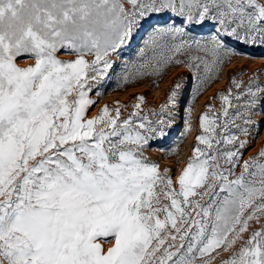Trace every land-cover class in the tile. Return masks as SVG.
I'll return each instance as SVG.
<instances>
[{"label":"snow or ice","instance_id":"6c2138e0","mask_svg":"<svg viewBox=\"0 0 264 264\" xmlns=\"http://www.w3.org/2000/svg\"><path fill=\"white\" fill-rule=\"evenodd\" d=\"M137 37L122 82L183 65L195 100L264 48V0H0V264H264V148L244 158L261 71L229 76L174 180L146 152L176 123L181 81L155 119L142 95L126 117L119 102L88 115Z\"/></svg>","mask_w":264,"mask_h":264},{"label":"rangeland","instance_id":"374dc122","mask_svg":"<svg viewBox=\"0 0 264 264\" xmlns=\"http://www.w3.org/2000/svg\"><path fill=\"white\" fill-rule=\"evenodd\" d=\"M142 43L141 37H137L122 57L116 60V67L112 70L110 77L102 82L99 87L101 95L97 96L95 90L90 94L91 98L95 99L97 103L89 110L88 115L89 117L97 115L105 105L114 108L119 102L120 105H128L127 109H121L123 116L126 117L129 112L133 111L132 105L136 103L135 97L142 95L145 97V103L142 105L144 111L150 118L155 119L151 116V110L159 111L160 106L167 100L169 90L178 80L181 81V105L176 123L167 138L163 141L151 142L146 152V155L159 163L162 169L165 167L170 168L172 170L171 175L175 180L182 173L189 157L192 155L195 138L200 133L198 117L209 104L217 110L220 109L219 93L225 91L228 87L229 76L243 71L242 79L247 81L254 72L261 71L260 79L264 82V71H262L264 70V48L243 49L248 55L234 57L231 63L223 69L219 79L193 100L192 96L197 87V81L189 69L183 65L171 66L161 76H144L130 80L127 84L122 82L125 62L129 65L138 62L137 51ZM60 58L70 60L73 57L61 52ZM27 63H32V61L29 60ZM21 65L26 66L24 61H21ZM129 71H133L131 67H129ZM188 107L193 109L191 131H188V126L185 123L188 118L186 111ZM255 120L258 123L251 128L250 144L245 151V159L256 155L264 148V113L255 116ZM108 246L105 244V248ZM222 255L226 257L227 253ZM219 259L218 257L217 264Z\"/></svg>","mask_w":264,"mask_h":264}]
</instances>
